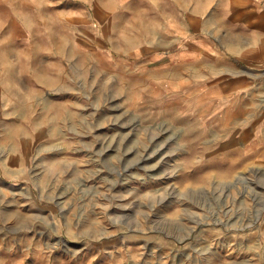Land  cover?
I'll use <instances>...</instances> for the list:
<instances>
[{"label": "crops", "instance_id": "0c3cea01", "mask_svg": "<svg viewBox=\"0 0 264 264\" xmlns=\"http://www.w3.org/2000/svg\"><path fill=\"white\" fill-rule=\"evenodd\" d=\"M83 5L89 15L82 17ZM66 11L73 30L82 19L100 20L112 52L141 60L142 91L156 92L143 93L146 105L168 98L147 116L169 124L158 136L163 146L143 141L137 158L149 172L137 185L153 188L142 202L154 203L158 220L126 248L119 230L97 229L90 201L95 226L87 244H75L77 263L244 264L249 254L250 264H264V0H0V64L11 63L23 13L39 22ZM134 11L142 17L136 24L121 19ZM172 139L179 145L165 147ZM113 208L122 217V207ZM25 256L23 246H0V264H25Z\"/></svg>", "mask_w": 264, "mask_h": 264}, {"label": "rangeland", "instance_id": "374dc122", "mask_svg": "<svg viewBox=\"0 0 264 264\" xmlns=\"http://www.w3.org/2000/svg\"><path fill=\"white\" fill-rule=\"evenodd\" d=\"M81 13L89 15V5ZM139 14L121 19L136 24ZM69 15L37 22L23 13L12 35L11 63L0 64V246L26 248L25 264H55L57 256L59 264H79L75 244H87L95 226L90 201L97 229L119 230L126 248H135L142 227L152 229L158 220L154 203L142 202L153 188L137 185L149 174L137 158L143 141L148 148L163 146L158 136L169 124L147 116L168 98L146 105L143 93L156 92L142 91L141 60L112 52L100 20L89 16L73 30ZM24 21L29 25L20 27ZM169 141L179 145L172 139L165 147ZM118 196L128 201L110 202ZM116 205L120 218H114ZM193 251L199 257L196 245ZM247 257L244 264L251 262Z\"/></svg>", "mask_w": 264, "mask_h": 264}]
</instances>
